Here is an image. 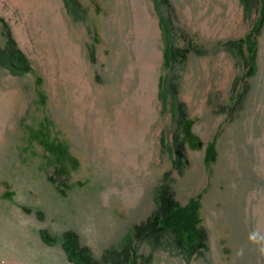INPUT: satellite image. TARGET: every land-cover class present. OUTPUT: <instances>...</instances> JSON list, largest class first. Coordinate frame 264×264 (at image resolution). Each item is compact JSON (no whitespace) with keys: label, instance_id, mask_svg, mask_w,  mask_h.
<instances>
[{"label":"rangeland","instance_id":"374dc122","mask_svg":"<svg viewBox=\"0 0 264 264\" xmlns=\"http://www.w3.org/2000/svg\"><path fill=\"white\" fill-rule=\"evenodd\" d=\"M263 7L0 0V264H81L68 232L95 264H264ZM163 185L199 202L189 257L135 232Z\"/></svg>","mask_w":264,"mask_h":264},{"label":"trees","instance_id":"16d2710c","mask_svg":"<svg viewBox=\"0 0 264 264\" xmlns=\"http://www.w3.org/2000/svg\"><path fill=\"white\" fill-rule=\"evenodd\" d=\"M261 13L262 15L260 20H258L257 25H259V21L264 18V7ZM246 38L247 47L250 51H252L255 49V45L249 37ZM238 43L241 44L240 42ZM238 43H229V46H233L240 52V54H242ZM165 48L166 45H164L163 51L164 58L166 57L169 59V54ZM171 54H174L173 50ZM165 187L166 186L163 185L157 190L155 198L156 209L153 215L148 217L144 223L135 226V232L138 236H152L155 239H159L161 232H170L173 235L177 247L182 251V253L186 254V257H189L192 252L203 247V232L197 226V208L199 202L197 199H192L189 202L180 205L173 199L172 194L166 193ZM65 237L66 238L63 239L64 248L67 250L69 257L73 261H77L81 264H95V262H92L87 255L86 249L80 248L77 245L75 235L68 232ZM124 244L125 247L127 246V248H129L130 239L127 238ZM134 252L135 249H133V254ZM125 256L129 264H136L131 250L126 252Z\"/></svg>","mask_w":264,"mask_h":264}]
</instances>
